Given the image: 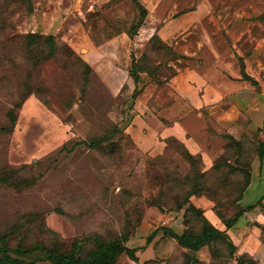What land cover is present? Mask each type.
I'll return each mask as SVG.
<instances>
[{
  "label": "rangeland",
  "instance_id": "374dc122",
  "mask_svg": "<svg viewBox=\"0 0 264 264\" xmlns=\"http://www.w3.org/2000/svg\"><path fill=\"white\" fill-rule=\"evenodd\" d=\"M37 1L0 0L5 254L29 249L21 254L26 262L49 249L88 260L98 244L114 239L119 252L112 264H264V202H256L255 219L241 203L264 133L245 114L230 118L225 104L194 107L183 74L196 57L162 39L166 6L176 18L199 4L211 28L217 16L224 22L249 16L244 23L255 26L264 25V0H160L156 15L140 0H99L76 24L86 34L69 39L28 31ZM58 1L79 2L82 10L92 2H51ZM27 32L41 36L32 49L16 39ZM119 33L126 38L86 57ZM224 39L230 47L231 37ZM28 97L37 106L31 113L24 110ZM113 128L118 133L104 139ZM193 196L210 202L215 223L187 203ZM207 221L222 238L190 250L171 236L199 233Z\"/></svg>",
  "mask_w": 264,
  "mask_h": 264
},
{
  "label": "crops",
  "instance_id": "0c3cea01",
  "mask_svg": "<svg viewBox=\"0 0 264 264\" xmlns=\"http://www.w3.org/2000/svg\"><path fill=\"white\" fill-rule=\"evenodd\" d=\"M51 1H37L32 13L29 14L28 31L59 34L64 39L71 38L77 31L86 34V30L82 27L77 28L76 24H80L85 11L91 10L100 2L92 0L88 7L82 10L79 2ZM140 1L142 7L149 13L156 15L160 12L162 7L160 0ZM198 6L199 4H196L193 9L176 18H173V6H166L164 11L166 13L162 19L168 32L165 37H162L161 33L163 27L160 28L163 41L174 51L189 58L196 57L195 60L190 59L191 64L183 74L185 84L190 86V102L194 107L202 105L218 107L225 104L227 108L224 112L226 114L229 112L230 118L236 117L238 113L245 114L250 125L260 128L264 133V25L258 21L255 26L246 25L243 19H250L249 16L246 18L236 16L229 22H224L222 17L217 16L211 28L206 26L204 16L197 13ZM224 34L231 37L230 47L225 45ZM125 38V33L110 36L102 45L92 47V50L87 49L85 55L87 57L94 51L97 52L98 48ZM183 40L186 43H183ZM255 84L259 86L258 90ZM175 89L178 92L182 91L177 87ZM33 109H37V106L28 97L24 103V110L31 113ZM173 125L176 127L175 123ZM169 129L171 127H166L163 131ZM177 135L181 136L179 133ZM250 168L249 181L241 203L244 210L252 211L250 217L255 219L259 210L256 202L258 200L264 202V156L261 159L256 156ZM189 201L202 210L212 224L216 222L210 211L209 201L195 196Z\"/></svg>",
  "mask_w": 264,
  "mask_h": 264
},
{
  "label": "trees",
  "instance_id": "16d2710c",
  "mask_svg": "<svg viewBox=\"0 0 264 264\" xmlns=\"http://www.w3.org/2000/svg\"><path fill=\"white\" fill-rule=\"evenodd\" d=\"M144 9V8H143ZM28 12H31V9L28 10ZM41 36L37 33H29L27 32L23 36H19L16 39L21 38L23 40V47L32 49L36 46L38 38ZM47 39H51L50 36L46 37ZM88 67L85 66V72L87 71ZM114 131V132H113ZM112 133H118L117 130H114V128L109 132H104L102 137L106 139L109 135ZM102 137H100L97 141H92V144L98 143L102 140ZM261 146L258 148L257 151V157L261 159L264 156V137L261 140ZM247 186V185H246ZM190 205L189 200L186 199ZM251 207V206H250ZM247 207V208H250ZM197 208V207H196ZM245 208V209H247ZM200 210L199 208H197ZM244 210V209H243ZM235 222V217H233L227 224L226 227H229L231 224ZM171 236L175 239V241L181 245L184 246L190 250H195L198 247L208 243L210 240H218L219 238H222L223 233L219 231L217 228H215L210 222H206V227H204L199 233L190 234L187 231H182L179 234H173L172 232ZM150 237V236H149ZM147 237L146 240L149 239ZM232 247V245H231ZM7 250V247L5 245L0 246V264H30L31 262L38 260H48L53 264H112V261L114 259L115 253L119 252L118 244H116L114 239L108 240L106 243H101L96 246V249L91 253L90 259H80L75 257L73 254H62V255H54L52 254L51 250L46 249L45 251L39 250L40 252L33 254L32 257L24 262L21 258V254L29 253L30 250H21L20 248H16L15 252L19 255L17 257H9L5 254ZM134 252L133 249H129L128 253L132 255ZM20 256V257H19ZM243 264H254L251 260H245L242 262Z\"/></svg>",
  "mask_w": 264,
  "mask_h": 264
}]
</instances>
